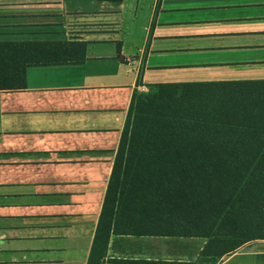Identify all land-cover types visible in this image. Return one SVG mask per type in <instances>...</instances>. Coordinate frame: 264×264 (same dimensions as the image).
Returning <instances> with one entry per match:
<instances>
[{"label":"crops","instance_id":"1","mask_svg":"<svg viewBox=\"0 0 264 264\" xmlns=\"http://www.w3.org/2000/svg\"><path fill=\"white\" fill-rule=\"evenodd\" d=\"M60 41L83 60L0 90V264H88L134 92L264 80V0L0 1V42ZM206 243L112 234L102 264H200ZM216 264H264V239Z\"/></svg>","mask_w":264,"mask_h":264},{"label":"trees","instance_id":"2","mask_svg":"<svg viewBox=\"0 0 264 264\" xmlns=\"http://www.w3.org/2000/svg\"><path fill=\"white\" fill-rule=\"evenodd\" d=\"M84 54L81 42H0V90L25 88L28 66ZM112 234L205 239L200 264L264 239V80L134 92L88 264Z\"/></svg>","mask_w":264,"mask_h":264},{"label":"rangeland","instance_id":"3","mask_svg":"<svg viewBox=\"0 0 264 264\" xmlns=\"http://www.w3.org/2000/svg\"><path fill=\"white\" fill-rule=\"evenodd\" d=\"M218 54L216 53H211V54H207V55H197L199 56L198 59H195L192 61V63H195L197 65H201V64H204V63H213V62H210V61H218L219 60V56H217ZM223 59H230L229 58V55L228 56H224ZM196 74H198L197 72H195Z\"/></svg>","mask_w":264,"mask_h":264}]
</instances>
